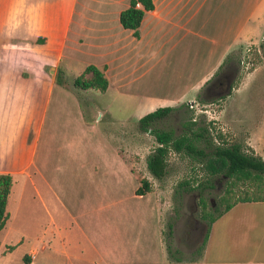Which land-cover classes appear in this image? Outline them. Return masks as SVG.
I'll use <instances>...</instances> for the list:
<instances>
[{"label": "crops", "instance_id": "obj_1", "mask_svg": "<svg viewBox=\"0 0 264 264\" xmlns=\"http://www.w3.org/2000/svg\"><path fill=\"white\" fill-rule=\"evenodd\" d=\"M152 2L136 37L119 21L129 0H0V174L12 176L0 247H15L38 233L14 228L13 220L25 204L27 228L38 224L41 234L27 247L30 264H38L39 250L44 254L42 264L181 262L167 251L162 211L167 204L154 180L135 171L112 133L109 148L99 139L98 112L108 114L115 124L126 119L101 110L91 96L87 117L77 88L68 87L66 79L72 83L86 66L95 65L108 86L103 92L93 90H113L125 99L136 95L138 81L173 54L177 62L191 64L184 75L193 80L195 63L198 70L212 58L218 68L231 46L252 40L264 25V0ZM74 61L80 72L70 80L67 73ZM210 73L211 69L199 75L190 89L207 81ZM57 74L62 77L60 88ZM7 95L11 102L1 111ZM100 156L108 160L107 166H99ZM141 178L151 189L137 194ZM122 182L131 185L126 197L136 205L130 210L136 223L128 224L122 234L106 232L101 225L97 232L93 209L104 201L108 187ZM93 191L103 192L99 200L93 199ZM40 211L42 220L35 215ZM169 223L176 250L175 225ZM197 263L264 264V201L238 202L218 216L208 226L192 264Z\"/></svg>", "mask_w": 264, "mask_h": 264}, {"label": "rangeland", "instance_id": "obj_2", "mask_svg": "<svg viewBox=\"0 0 264 264\" xmlns=\"http://www.w3.org/2000/svg\"><path fill=\"white\" fill-rule=\"evenodd\" d=\"M227 51L229 53L218 68H214L215 60L212 58L199 65L198 70L195 63L193 80L184 75L185 71H189L191 64L177 62L176 55L171 54L138 81L134 90L137 91L136 95L129 98L119 97L113 90L99 93L93 89H77L79 97L83 99L82 105L87 117L89 113L86 101L92 97L101 110L108 109L114 117L126 119L120 124H115L109 120L108 114L103 113L100 116L101 113L98 112L95 125L99 139L109 148L112 145V133L120 151L125 153V159L133 165L135 171L154 180L162 202L167 204L162 209L165 239L169 222L172 220L175 225L174 244L177 252L174 251V256L180 258L181 262L178 264H192L198 260L208 229V222L200 217L202 203L206 204L212 215L222 211L225 205L221 197L229 179L222 174L211 175L206 168V159L211 153V148L238 143L244 153L264 159V25L262 24L251 41L240 42ZM240 60L242 63L239 64ZM72 63L73 67L67 73L70 80L80 72V65L75 61ZM223 66L227 73L235 75L231 91L221 97L209 96L205 91L206 84ZM209 69V79L196 89H190L197 77ZM65 84L73 88V84L67 79ZM57 85L58 88L62 87L61 83ZM149 95L159 98V101L150 102L146 99ZM10 99L12 98L8 95L3 99L1 111L6 110L4 107L9 105ZM164 106H171L172 110L157 120L154 127L170 130L175 136L185 132H202L206 139L200 138L195 143L204 148L208 156L199 158L184 152L170 151L166 159L165 173L161 178H157L147 167L148 157L153 153L157 142L150 132L139 129L136 121L137 116L142 117ZM98 164L105 167L108 160L100 156ZM250 187L249 183L238 182L233 188V194L236 190V195L231 193L228 199L233 201L238 194H242L240 191L249 190ZM131 191V185L127 182H122L116 188L106 189L104 201L93 209V218L102 219H93V227L97 232L98 225H101L106 232L119 231L122 234L128 224L136 223L130 214V210L136 209V205L126 197ZM97 194L100 195L95 199ZM30 195L31 193L27 192L26 199L30 200ZM102 195L103 192L93 191L94 200H99ZM27 210V206L23 204L18 213L19 217L13 220L14 228L24 233L28 231L30 234L31 230L38 233H31L30 237L23 238L21 244L15 247L10 244L0 247V264H30L26 262L29 257L26 254L27 247L41 239V234L38 224L27 228ZM35 215L42 220L41 211ZM43 260L44 254L39 250L36 262L42 264Z\"/></svg>", "mask_w": 264, "mask_h": 264}, {"label": "trees", "instance_id": "obj_3", "mask_svg": "<svg viewBox=\"0 0 264 264\" xmlns=\"http://www.w3.org/2000/svg\"><path fill=\"white\" fill-rule=\"evenodd\" d=\"M151 9H153L152 0H129L128 7L123 9L119 14L120 24L123 28L132 30L133 35L137 37L143 15ZM87 73H90L91 76L87 77ZM55 81L62 83V77L57 74ZM72 84L80 90L97 89L103 92L108 86V80L102 70L90 64L85 67L81 74L72 80ZM171 110V106L159 107L143 115L137 121V127L143 131L150 132L157 142V146L147 160L149 171L157 178H161L165 173L166 159L170 151L177 153L184 152L187 155L199 158L208 156L205 149L198 147L195 143L200 138L206 139L202 132H185L182 135L175 136L170 130L154 127V123L168 115ZM205 165L211 175L222 174L229 179L225 193L221 197V200L225 204L222 211L216 215H212L208 211L206 204L202 203L200 217L208 222V226L218 216L228 211L238 202L264 201V159L257 155L244 153L240 144L213 146ZM238 182L249 183L251 187L249 190L240 191L242 194H238L233 201H230L228 197L231 193L234 196L236 195V190L233 194V188ZM11 185L12 176L5 173L0 174V230L7 219L6 205ZM150 189V182L146 178H141L140 186L136 189V193L143 194L150 191ZM172 232V224L169 223L166 232V243L170 256H174V253L177 252V250L172 249ZM178 260H180L179 257ZM26 262H29L28 258H26Z\"/></svg>", "mask_w": 264, "mask_h": 264}, {"label": "flooded vegetation", "instance_id": "obj_4", "mask_svg": "<svg viewBox=\"0 0 264 264\" xmlns=\"http://www.w3.org/2000/svg\"><path fill=\"white\" fill-rule=\"evenodd\" d=\"M238 63L240 64L242 61L240 60ZM224 67L207 82L205 91L209 96L221 97L230 93L235 75L227 73Z\"/></svg>", "mask_w": 264, "mask_h": 264}]
</instances>
